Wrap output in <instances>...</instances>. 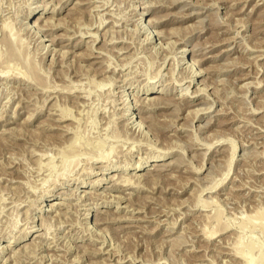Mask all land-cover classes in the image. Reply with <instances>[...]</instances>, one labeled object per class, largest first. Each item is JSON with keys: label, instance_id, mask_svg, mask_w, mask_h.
I'll use <instances>...</instances> for the list:
<instances>
[{"label": "rangeland", "instance_id": "1", "mask_svg": "<svg viewBox=\"0 0 264 264\" xmlns=\"http://www.w3.org/2000/svg\"><path fill=\"white\" fill-rule=\"evenodd\" d=\"M263 211L264 0H0V264H243Z\"/></svg>", "mask_w": 264, "mask_h": 264}, {"label": "bare ground", "instance_id": "2", "mask_svg": "<svg viewBox=\"0 0 264 264\" xmlns=\"http://www.w3.org/2000/svg\"><path fill=\"white\" fill-rule=\"evenodd\" d=\"M82 1V0H81ZM79 3V2H78ZM27 15H33V16H36V17H39V13L38 12H34L33 11V9H31V10H29L28 11V13H27ZM8 45H13V42H11L10 41V39H8ZM182 52V51H181ZM183 53V52H182ZM188 65V64H187ZM193 68V67H192ZM106 70V69H105ZM199 71V70H198ZM24 75H25V73H24ZM27 77V76H26ZM201 89V88H200ZM203 90V89H202ZM140 94L141 95H143V98H164L165 97V95L164 94H166V90L164 91V90H162V89H156V91L154 90L153 91V89H152V87L150 86V87H146V89H144L143 91H141L140 92ZM149 95H152L151 97L149 96ZM187 97H188V95H187ZM154 99V100H155ZM183 100H185V101H188L187 99H186V97L183 99ZM150 101V100H149ZM196 102V101H195ZM146 103V102H145ZM167 103V102H166ZM169 104V103H168ZM171 104V103H170ZM164 105V104H163ZM193 110V109H192ZM195 110V109H194ZM64 114L65 113H63V116H64ZM66 115V114H65ZM195 116V115H194ZM8 122V121H7ZM151 123V122H150ZM75 143V140H74V138L73 139H71L70 140V142L68 143V146L69 147H72L73 145H75L74 144ZM67 146V147H68ZM73 147H75V146H73ZM72 147V148H73ZM75 150V149H74ZM65 151V150H64ZM69 152V151H68ZM172 152V151H171ZM63 153V152H62ZM70 153V152H69ZM167 153H154L153 155H151L150 157L151 158H146V159H143V161H141L140 163H138L137 165H136V170L138 171V170H143L144 172H142L141 174H145V173H147V172H149L150 171V169L152 170V171H156V170H160V169H162V168H160L161 166L163 167L165 164H166V155ZM64 156H65V154H63ZM62 155V156H63ZM73 155V154H72ZM105 155V154H104ZM102 157H104V156H102ZM71 158V157H70ZM70 158L69 159H65V157H64V159L62 158V160H64V161H62L63 162V164L62 165H64L63 167L65 168L66 166H68L72 161L70 160ZM100 158V157H99ZM231 159H232V157H231ZM99 161H100V159H99ZM166 161V162H165ZM170 162V161H169ZM167 165H168V163H167ZM63 168V169H64ZM106 168H108V166L107 167H105V169ZM110 168V167H109ZM119 168V167H118ZM160 168V169H159ZM122 170H125V167L124 168H121ZM87 174L89 175L90 174V172L88 171L87 172ZM136 174H140V172H138V173H136ZM150 174V173H149ZM149 174H146L147 176L149 175ZM157 176V175H156ZM103 178H104V176L103 177H100V178H97L96 180H94V181H92V183H91V186L92 187H96L97 185H99V180L100 179H102L103 180ZM151 179L153 178V177H150ZM155 178V177H154ZM105 179V178H104ZM124 179V178H123ZM125 181V180H124ZM154 181V180H153ZM90 183V182H89ZM156 184V183H155ZM153 188V187H152ZM120 196V195H119ZM47 205H51V202H49V203H47ZM128 208V207H127ZM97 211H99V210H97ZM86 215V214H85ZM260 215V214H259ZM258 218H260V220L258 221V224L260 223H262L263 225H264V211H263V213H261V215L260 216H257ZM134 219V218H133ZM108 220V219H107ZM246 223V222H245ZM245 223L243 222L242 224H244V226H245ZM248 223H250V221H248ZM251 223H252V221H251ZM250 223V224H251ZM252 224H254V223H252ZM260 224H259V226H260ZM255 225V224H254ZM253 225V226H254ZM251 226V225H250ZM249 226V227H250ZM30 227V226H29ZM261 227H263V226H261ZM88 230V229H87ZM27 232V231H26ZM91 232V231H90ZM25 234L26 233H23V235L21 236V237H19V238H22V237H24L25 236ZM208 234H206V236H207ZM211 235V234H210ZM238 245H240L242 242H241V240L240 239H237V242H236ZM260 244V243H259ZM253 245V243H251V245L250 244H248V247H246V246H244V248L243 247H241V248H239L238 250H237V253H238V255L243 259V264H264V251L262 250V249H259V246L257 245V248L259 249H257L256 248V246H252ZM262 245V244H261ZM260 245V246H261ZM246 247V248H245ZM262 247V246H261ZM253 248H256L257 249V253L255 252V256L254 255H252V251H253Z\"/></svg>", "mask_w": 264, "mask_h": 264}]
</instances>
